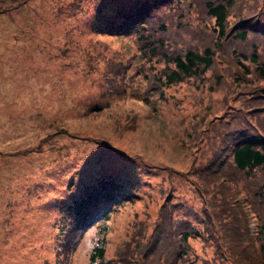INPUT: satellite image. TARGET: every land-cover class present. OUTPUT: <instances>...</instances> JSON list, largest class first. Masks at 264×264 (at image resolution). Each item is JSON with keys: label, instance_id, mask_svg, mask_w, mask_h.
Instances as JSON below:
<instances>
[{"label": "trees", "instance_id": "trees-1", "mask_svg": "<svg viewBox=\"0 0 264 264\" xmlns=\"http://www.w3.org/2000/svg\"><path fill=\"white\" fill-rule=\"evenodd\" d=\"M123 2L101 31L129 37L137 49L120 60L104 61L100 52L92 66L97 87L111 98L132 87L146 104L173 99L178 107L179 93L191 89L192 110L200 112L187 111L178 123L190 162L177 170L136 154L137 166L126 159L123 175L116 168L107 179L83 182L58 211L59 243L92 232L86 264H264V0ZM104 7L100 1L99 14ZM127 117L136 127L137 115ZM65 147L55 149L58 160ZM138 203L110 256L115 215ZM192 240H200V252Z\"/></svg>", "mask_w": 264, "mask_h": 264}, {"label": "rangeland", "instance_id": "rangeland-1", "mask_svg": "<svg viewBox=\"0 0 264 264\" xmlns=\"http://www.w3.org/2000/svg\"><path fill=\"white\" fill-rule=\"evenodd\" d=\"M100 1L103 14L98 13ZM123 1L0 3V264H86L92 232L77 243H59L57 238L58 211L68 192L77 193L83 182L107 179L116 168L123 175L126 159L137 166L136 154L177 170L188 167L182 148L185 133L178 123L183 113L200 112L199 106L192 110L191 89L179 93L182 111L173 99L146 104L134 98L132 87L114 98L103 97L97 87L100 75L92 66L100 52L104 61L111 55L120 60L137 49L129 37L112 39L101 31ZM108 99L109 107L97 112L96 106ZM134 114L138 121L130 127L127 116ZM52 133L54 138L48 140ZM63 144L67 147L58 160L55 149ZM33 147L39 149L25 152ZM181 189L192 201V192ZM141 206L115 215L110 256L117 253L116 243L127 230L132 210ZM191 243L200 252V240Z\"/></svg>", "mask_w": 264, "mask_h": 264}]
</instances>
